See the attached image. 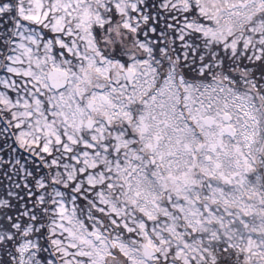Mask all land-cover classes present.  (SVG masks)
Instances as JSON below:
<instances>
[{
	"label": "snow or ice",
	"instance_id": "1",
	"mask_svg": "<svg viewBox=\"0 0 264 264\" xmlns=\"http://www.w3.org/2000/svg\"><path fill=\"white\" fill-rule=\"evenodd\" d=\"M0 264H264V0H0Z\"/></svg>",
	"mask_w": 264,
	"mask_h": 264
}]
</instances>
